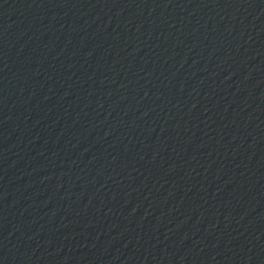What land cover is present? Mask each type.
Segmentation results:
<instances>
[{
	"label": "water",
	"instance_id": "95a60500",
	"mask_svg": "<svg viewBox=\"0 0 264 264\" xmlns=\"http://www.w3.org/2000/svg\"><path fill=\"white\" fill-rule=\"evenodd\" d=\"M0 264H264V0H0Z\"/></svg>",
	"mask_w": 264,
	"mask_h": 264
}]
</instances>
